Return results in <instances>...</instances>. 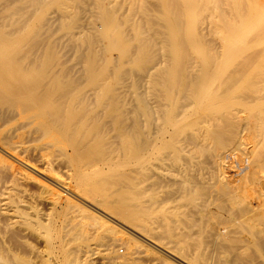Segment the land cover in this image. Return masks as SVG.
Returning <instances> with one entry per match:
<instances>
[{"label":"rangeland","instance_id":"1","mask_svg":"<svg viewBox=\"0 0 264 264\" xmlns=\"http://www.w3.org/2000/svg\"><path fill=\"white\" fill-rule=\"evenodd\" d=\"M20 1L19 4L21 3L23 5L25 0ZM79 1L80 0L76 1L77 4H74L77 8L79 7V9L75 8V11L78 13L74 11V14L71 16L72 11H70V15L67 14L68 17L65 16L66 14H64V16L60 14L56 8H50L49 11L51 13L49 16L50 18L53 17L49 23L50 26L48 23V26H46V23L44 24L42 20L36 18V14L38 15V13H35V8L31 7L32 9H30L26 4L22 7L18 5V8H20L19 12H21L22 9V13L27 11L25 14L28 18L29 16L31 18L33 14L35 15L33 22H31L30 18L29 20L31 22L30 24L37 28L36 35L39 33V38H44V40L40 39L42 44L48 45L49 41L48 47L53 45L57 53L61 52L58 55L60 61H64L61 64L62 66L65 65V69L69 70L73 66L75 70L76 64L80 65V67L79 65L76 66V72L78 69L80 71L82 67L81 64L82 62L84 63L85 56L83 52L85 54L89 51V49L86 50L88 45H81V42L88 43L86 39H83L84 41L81 40L82 37L86 38L85 34L84 36L82 34V30L85 28L83 26L86 25L85 22H90L91 20V22L96 21V19H94L96 18V13H94L95 9L93 10L96 2H92V0ZM96 1H101L106 5V8L109 9L108 16L113 20H108L106 22L109 24H119L122 30L125 31V34L128 32V36L126 37H135L133 38L136 41L133 38L132 41L131 38L129 39L130 42H132V48L128 49L129 52H136L137 47H142L143 42L141 43V41L143 40L145 42V44L143 43L144 47L148 42H152L153 39L151 38H154L152 37V32L156 30L154 32L155 41L152 42L154 46L151 43V48L149 46L150 44H148L149 47H145V52H143L141 48L139 51H141L142 54H139V56L137 52L134 56L128 55L127 52L123 54L125 56L123 59V55L118 53L116 51L117 49H115V51L112 49V52H104L106 56L104 59H107L103 60L106 61V64L108 59H112V55L113 59L117 57L120 59L122 57V59H120L121 61L112 59L113 61L110 63L111 60H108L110 64H107V66L110 68L109 71L112 72L108 74L109 79L111 78L114 83H112L115 86L113 91L117 90L116 93L112 91L109 96H115L119 104L124 100L122 104L124 105L126 102L125 106L128 108L132 105L136 107V105H138L136 97L141 96L143 100L145 97L147 100L146 102L150 103L151 106H149L153 109H155V105L160 102L166 105L169 111L174 110L179 114H182L185 110L187 111L186 105H193V109L188 117L174 121L173 125L169 124V133L167 131L163 141L160 143L158 142L159 145H156L158 148L155 147V151L153 149L148 152L147 155L145 154L142 160L143 162L140 163L134 162V156H131L124 147L119 146V142L115 140V134L113 132L109 133L110 140L106 143L108 145L106 148L110 151L111 147H113V149L116 147L117 153L115 154L114 150L113 154H115L118 163L109 167L108 164H106V177H102V180L96 178V182L93 184V186H95L92 190V195L97 198V200L94 199L98 203H91L86 200L83 201L75 198L76 203L82 207L84 206L83 209L85 210H82V212L80 211V213L76 212V214L73 210L75 216H73L72 208H64L62 210L53 209L49 199L50 194H48V192L46 193L37 182L33 180L26 183L23 181L19 182L22 184L17 187V196L24 201L23 204L27 211L26 219L22 225L25 231L20 230L16 226L8 225L7 220L2 217L0 218V264H118L113 260L102 259L98 251L101 249L100 247H102V241H111L113 239L111 236L115 237L121 235L136 240L142 248H140L137 253L130 256V264H205L206 259H208L210 263L214 262V264H264V134L262 133L264 122L262 121L263 113L259 114L260 116L256 123L255 119L257 113L250 116L252 109H254L253 111H257L260 107H262L260 110L264 108V0H222V2H220L221 4L219 3L221 7L218 6L217 10L222 8L221 11L223 10V14H221L220 11L217 12L215 5H213L214 2L211 0H171V2L169 0V3H163L162 0ZM81 2H83L85 6ZM86 3H88V6ZM26 7L27 9L25 10ZM86 8H90V10L92 8V10L90 11ZM219 13L221 14L220 19L223 16L226 18V14L228 15L227 18L230 21L227 18L225 21H229L228 25H226L224 21L223 23L225 26H223V23H220L222 20H218L220 16ZM165 15H177L181 17L177 23L179 25L181 24L180 27L183 29V35L182 38H180V42L182 43L181 49L183 50H181L177 61L176 57L178 53L172 52L171 49L173 47H170L171 45L173 46L174 42L171 39L173 37L170 36L171 24L169 21L163 19ZM19 16L22 17L20 14ZM23 16L25 15L23 14ZM78 16L81 20L83 19L84 23L81 24V21H79L80 24L78 23ZM57 17L60 19L64 17L65 20L63 19L64 21H62L61 19V21H58L59 19L57 20ZM159 18H162L164 22ZM73 19H76V21ZM75 22L78 23V26ZM97 22H99V20ZM62 23H64L63 28L67 23H74L76 25H73L75 31L82 27L81 39L77 37L79 35L78 32H76L77 36L72 35L75 41L73 38H68L71 34L63 38L62 34L67 33L66 31L69 27H66V31H63V29L60 30L59 27L62 26ZM134 25H138L136 29L139 28V30L142 27L144 28L143 32L141 30V32L144 33L142 36L143 40L140 41V39H142L140 38L142 33L139 34V37L137 36L138 34H135ZM192 25L193 27H191ZM86 27V29H90L88 24ZM89 29L86 31H89ZM59 31L61 32L59 33ZM75 31L72 33H75ZM86 31L85 33H87ZM191 32L193 35H191ZM68 33H71L69 29ZM198 33L199 35H197ZM61 37L63 40L59 41ZM76 38H79L81 42L79 39L76 40ZM146 38H148L147 43L145 41ZM67 39H72V41H67ZM54 40L56 41L55 43ZM64 40L67 41V43ZM129 40L127 38L128 44ZM106 42L107 41L103 40V43ZM76 44H78L77 47ZM135 44L137 47H133ZM139 44L140 46H138ZM96 45L99 47L98 43H96ZM164 45L166 47L165 50H163L165 48L163 47ZM82 47H84V50ZM148 48H150V51H148ZM202 48L206 49L208 52L205 51L203 53ZM168 49H170V51ZM151 51H153V53H151ZM149 52L151 53V61L146 62L150 57ZM109 53H111L110 56ZM205 53L211 56L214 55L213 58L215 59H211H213L212 61H215V63L217 62V64L212 66L211 64L213 63L211 61L209 63L204 62ZM99 54H101V52H99ZM136 54L140 60H138ZM119 55L121 57H119ZM103 56L104 55L100 56L101 61ZM80 59L83 60L78 63ZM131 59L133 60L131 61ZM134 60H137L136 63L138 62V66H135L136 63ZM144 60L146 61L144 62ZM114 61L117 62V65ZM151 63H153V65ZM173 64L177 65V69L179 68L181 70L178 69L180 71L178 72L177 78V80H179V85L177 87L175 86L173 89L175 101L170 102L162 98L165 84L160 82L164 80V74L161 75V72L159 75V70L161 66L162 68L166 65V67H170V65L172 66ZM114 65L118 66V71H120V69L123 70L122 73L125 71L123 73L124 75L126 74V70L122 68L127 69V74L130 69L134 78L133 76L131 78L129 74L130 77L125 75V79L124 75H122L123 77L118 76V81H115L116 78L114 79V76L110 75L114 74L116 77L115 72L117 69L115 68L117 67L115 66L114 68ZM144 66H146V68L147 66L151 67L150 71L153 68L155 69V67L156 69H160L154 72L152 70L151 75H145L148 69L146 70ZM216 66L219 68L217 67L218 69L215 71ZM143 67L144 69L141 71ZM200 72H203V74L210 73L209 78L206 80L205 93L191 97L186 90L190 91L193 83L192 79H194L195 76L197 77ZM154 73H157V80L154 78L155 81L153 80L155 76ZM118 74L119 73H117V75ZM142 76L147 77L143 79ZM109 79L106 78V80ZM130 80H132V87L130 86ZM151 80H153L154 83ZM150 81L153 86H151L152 84L150 85ZM125 82L129 83L126 84ZM139 82L140 84H138ZM127 85L128 87H126ZM140 85L141 87L139 88L138 86ZM116 87H118V89ZM129 90L131 92L130 94ZM140 91L144 92L145 95H141L142 93ZM159 93L161 94L159 95ZM187 93L188 95H186ZM120 95L123 96V98L121 97L120 99ZM133 101L135 104H133ZM237 101H240V106ZM252 101L254 102L253 104ZM245 102L247 103L244 105ZM243 108L245 109L243 110ZM130 109L132 108L130 107ZM235 111L237 113H235ZM238 111L241 114L238 120L240 126L235 122V118L237 117L233 116V113L239 115ZM157 115V112L153 113L151 118L158 119ZM242 115H244V119H242ZM149 117L145 115L139 116L138 142L146 138L152 132L153 128L156 130L158 126H160L157 125L158 120L156 119V123L154 122L155 126L153 127V119L150 120ZM251 118L253 122H251ZM240 120L241 123L239 122ZM235 123L238 127H235L234 132H237L236 135L240 133L239 135L242 137H240V144L242 145L245 143L242 145L243 147L239 145V147L241 146L240 148H242L241 151L238 146H236V148L234 147L235 144L232 136L234 135L235 137V133L231 135ZM251 123L253 125L252 128ZM245 127H249L250 130L247 131L248 129L246 130ZM107 128L111 129L109 123ZM179 130L189 135L191 132L195 133V136H187L182 139V144L186 145L183 150L170 147V143L178 145L179 141H176L177 139L174 135L176 131L178 132ZM245 131L247 133H245ZM212 132H217L220 139L212 137ZM166 142H168L167 146H165ZM3 149L0 147V154L5 156L9 161H13L18 164L17 166L25 168L24 170L28 172L33 173L35 171V174H39L37 169L39 162L37 163L38 160L35 157H32L30 154L26 156V153H17L15 150H10L9 148L8 150ZM251 149L257 152L260 149V154L257 153L259 154L257 155L256 151L253 152ZM227 152L235 153L238 156H246L247 159L249 158V160H247V164H249L246 165L245 171L242 170L243 172H240L238 175L230 174L229 168H227L223 162V158ZM145 158L147 162L144 161ZM191 159L193 161L197 160L198 164L191 162ZM188 163H190L191 166ZM55 168L57 169L55 171L64 175V169H62L61 166L58 165L57 167V165H55L54 169ZM245 173H247L246 176ZM250 173L253 175H249ZM239 176H241L242 179L239 178ZM45 178L49 180V184L51 183L50 185L56 188V190L66 196H70L72 200L74 199L71 196L72 193L65 188L66 191L60 183L57 182L58 184H56L54 180L47 176ZM7 181L8 178L6 173L0 170V198L3 196L1 191L6 186H4V184H7ZM220 181L227 184L230 189L233 187L231 189L234 193L233 201L231 199H226L224 201L228 196L225 197L226 195H221L222 193L216 188V184ZM57 185H59L60 188L57 187ZM254 186H258V189L260 187V191L257 192ZM217 187H219V185ZM22 189L25 190L23 191ZM255 189L256 191H254ZM240 191L243 192V195ZM218 193H220V195ZM121 195L122 197L124 195V197L121 198ZM208 195L211 196L209 197ZM93 196H91L90 199H92ZM202 196L205 197L203 198ZM207 196L209 198L215 197V199L208 202V198L206 199ZM152 198L158 203L152 201ZM127 199L130 201L137 199V202H144V204L151 205L149 210L152 215L162 214L163 216L158 217L159 219L164 218L167 222L173 221L170 223H172V225L175 223V227L178 225V227L184 231L183 235L182 233H178L180 231L177 230L179 229L178 227L172 236L165 235V238L158 233L157 228V230L152 232L153 234L158 233V235L156 234L157 236L155 238L154 234V238L151 239H148V236L145 237L141 232L135 231L126 222L115 215L119 214L120 216L122 214V209L120 210L119 208L124 202L123 200L127 201ZM153 202L155 204H151ZM204 202L206 204L208 203V205L209 203L211 204L208 206ZM203 203L206 207L208 206L206 208L208 213H204L206 212L204 209V211L199 210L200 208L197 209L200 207L199 205H204ZM209 209L211 210L209 211ZM199 211L203 212L200 213ZM202 214H204V216H210L211 218L204 217L203 219ZM94 217H96V220ZM222 220H225V222ZM216 222H219V225L221 223H226L228 227L226 232L223 233L224 237L222 236L221 238L219 235L218 240H214L215 237L212 236L209 231L213 225L217 224ZM158 236L161 238L160 240ZM209 236H212V238ZM60 238L64 240L61 245L59 243ZM162 242L170 243L169 245H172L173 250L165 247ZM86 243L90 244L94 252H96L94 254L95 256L90 260H85L82 251L79 250L80 245L83 247L87 245ZM204 246H207V250ZM113 249L115 251L117 249L120 255L125 254L127 251L126 247L121 244H116Z\"/></svg>","mask_w":264,"mask_h":264},{"label":"bare ground","instance_id":"2","mask_svg":"<svg viewBox=\"0 0 264 264\" xmlns=\"http://www.w3.org/2000/svg\"><path fill=\"white\" fill-rule=\"evenodd\" d=\"M12 1H14V2H12ZM12 1L11 0H0V147H2V149L4 147H6L3 150H6V149L8 150V148H9L10 150H15V152H17V153H22V154L26 153V156H27V154H30L32 157H35L38 160L37 163L39 162V166H37L39 174H35V171L32 173V172H28V171L24 170L25 168H21V167L17 166L18 164L14 163L13 161L12 162L9 161L5 156L0 154V170L5 172L7 175V178H8L7 184L6 183L4 184V186L5 185L6 186L1 191V194L3 196L0 198V218L2 217L5 220H7L8 225L10 224L14 227L16 226L20 230L25 231V228L22 225L26 219L27 211L25 209L26 208L25 205L23 204L24 201L20 197L17 196V191H18L17 187L22 184V183L20 184L19 182L23 181L26 183V182L32 181V180L37 182L42 187V189L44 191H46V193L48 192V194H50L49 199H50L51 205L53 206V209H55V210L61 209L62 210L64 208L65 209L66 208L67 209L72 208V211L74 210L75 214H76V212L80 213V211L82 212V210H84L83 209L84 206L82 207L81 205H78V203H76L75 198L81 199L83 201L86 200V201L91 202V203L92 202L98 203L97 201H95V199L97 200V198H95V196L92 195V192H93L92 190L94 189V186H95V185L93 186V184H95L96 178H99V180H102V177H104V176L106 177V164H108V167H109L111 165L118 163L117 158L115 156V154L117 153L116 147L114 149H113V147H111L110 151L106 148V146H108L106 143L110 140L109 133L113 132L115 134V140L117 142H119V146L124 147L131 154V156H134V160H133L134 162L140 163V162H143L142 160H143V157L145 156V154L147 155V153L152 151L155 147L158 148V146H156V145H159L158 142L160 143L163 141V139L165 137L164 135H166L167 131L169 133V128H170L169 124L173 125L174 121H178L180 119L188 117L190 115L192 109H193V107H192L193 105H186L187 111L185 110L182 114H179L174 110L169 111V109L166 107V105L162 104L160 102V100H159L160 103L155 105V109H153L150 107L151 106L150 103L146 102L147 100L145 99V97H144V100H145L144 101L141 96H137L136 99L138 101L137 100L136 101H137L138 105H136V107H134L132 105V106H129V108H128L125 106L126 102L124 103V105L122 104L124 102V100L122 103L119 104V102L117 101L115 96L114 97L112 95L109 96V94L112 93L113 88H115V86L113 85L114 83L112 82L111 78L109 79L108 74L111 71H109L110 68L107 66V64H110L113 60L121 61L120 59H122V57L124 59V57H125L123 54H126L127 52H128V55H133V56L137 52V54L139 56V54L140 55L142 54V52L139 50H141V48H142L143 52H145V47L148 46V44H150L149 46L152 48V45H153L152 42L155 41L154 40L155 39L154 32L156 31L155 29H154L155 31L153 30L154 32H152L153 33L152 37H154V38H151V39H153V41L147 43L148 38H146L147 40L145 39V41H146L147 45L144 47L143 43L145 44V42L142 38V36L144 34V33H142L144 31V28L142 27L139 30V28L136 29V27H138V25H134L135 26V29H134L135 34H138L137 36L139 37V34L142 33V35L140 37L142 39H140V41L143 40V41H141V43L142 42L143 43H142V47L140 46V44L138 45L140 47H137L136 44H135V46L133 45V47H137L136 52L135 51L129 52L128 49L132 48V45H131L132 42H130V40H129L131 37H126V36H128V32L125 34L124 33L125 31L122 30V27L119 26V24L118 25L117 24H109L108 22H106L108 20H113L111 17L108 16L109 15V9L106 8V5H104L101 1L97 2L96 0H92V2H96L95 8L93 7V10L95 9L94 13H96V18H94V19H96V21L91 22L92 21L91 20L90 22H85L86 25L88 24L90 27V29L88 28L89 31H86V30H88V29H86L87 28L86 25L83 26V27H85V28H83V30L81 29L82 28L81 27L77 31H75L73 25H75L77 22H75V24L74 23H70V24L65 23L66 26H64V28H63L64 23H62V26L60 25L62 28L59 27L60 30L63 29V31H66V27L68 26L69 27L68 29L71 32V33H68V29H67V31H66L67 33H63V34L61 33L63 38L68 36V34L69 35L71 34L70 37L68 36V38H73L74 35L77 36L76 32H78L79 35L77 37H79L81 39V36H82L81 30H82V34H83V36L85 34L86 38L82 37L81 40L86 39L88 41V43L81 42L79 38H76V40L79 39V41L82 43L81 45L86 44V45H88V47L90 46L89 48L87 47V49L85 48L86 50L89 49V51H87L88 53L85 51L86 52L85 54H87V55H85L83 52V55L85 56V59L83 58L84 63L82 62V64H81L83 69L81 67L82 70L80 69V71H79V69H78V71L76 72L75 71V70H77L76 66H78L79 64L78 65L76 64L75 70L73 69V66L72 67L70 66L71 67L70 69L68 67H66L69 70L65 69V65L62 66V64H61L64 61L61 62L60 57L58 55L61 52L57 53V51L53 48V45H51V44H50L51 46L48 47L49 41H48V45L47 44L44 45L40 42V39L44 40V38H42V37L39 38L38 35H40V34L38 33V35H36L37 34L36 33L37 28L33 27L30 24L31 22L34 21L35 15L33 14V16H32L33 18L32 17L30 18V16L28 15L29 18L31 19V22H30L29 18L25 14L27 11H25V13H22L23 12L22 11L23 9H22L21 12H19L20 8H18V5H20L22 7L24 4H26V6L28 5V7L30 9H32L31 7L35 8L34 9V11L36 10L35 13H38V15L36 14V18L38 20H42V22H44V24L46 23L45 24L46 26H48V25L50 26L49 23L53 18V17L50 18V16H49V14L51 13L49 11L50 8L51 9L53 7L56 8L57 11L60 14H62L63 16H64V14H66L65 15L66 17H68L67 14L70 15V11H72V14H71V16H72L74 14V11L76 9H79V7L77 8L76 6H74L75 3L77 4L76 1H78V0H25L23 5L21 3L19 4V2H21L20 0H12ZM80 1H82V0H80ZM211 1L214 2L213 5H215L216 10H217L218 6L221 7V5H219V3L222 2V0L221 1L220 0H211ZM83 2H81V3H83ZM162 2L163 3L164 2L169 3V0H162ZM170 2H171V0H170ZM213 2H210V3H213ZM86 4L88 6V3H86ZM84 6H85V4H84ZM26 9H27V7L25 8V10ZM86 9L90 10V8H86ZM221 9L217 10V12L220 11V13L223 14L222 13L223 10L221 11ZM91 10H92V8H91ZM75 12H77V11H75ZM19 14L22 17H20ZM23 14L25 16H23ZM221 14L218 17V20L219 21L222 20V22L220 21V23L222 24L223 21L224 22L226 21V18L228 15L225 13L226 18L223 16L220 19ZM74 16H76V15H74ZM59 17H57V20L59 19L58 21H61V19H62V21L65 20L64 17L61 19ZM76 19H73V20L76 21ZM90 19H91V17H90ZM163 19L165 21H169V23L171 24L170 30H171L172 35L170 34V36L173 37L171 39L174 42H173V46L170 44L171 45L170 47L171 48L173 47L172 49L171 48L170 49L172 50V52L178 53V56L176 57L177 58L176 61H177L179 56H180L179 54H180L181 50H183V49H181L182 43L180 42L181 41L180 38H182V35H183L182 34L183 29L180 27L181 24L179 25L177 23L178 20L181 19V17L177 16V15L176 16L165 15ZM77 20H78L79 24H80L79 21H81V24L84 23L83 19L81 20V18H79V16H78ZM98 20H99V22H97ZM164 20H163V22H164ZM197 20H198V18H197ZM229 21L225 22V24L228 25ZM47 23H48V25H47ZM78 23H77V26H78ZM225 24L223 26H225ZM139 27H140V25H139ZM191 27H193V25ZM132 29H133V26H132ZM141 30H142V32H141ZM73 31H75V33H72ZM85 31L87 33H85ZM60 32L61 31H59V33ZM145 33H147V32H145ZM191 35H193L192 32H191ZM197 35H199V33ZM41 36H42V34H41ZM133 37L134 36H132V38ZM144 37H146V36H144ZM63 38L62 37L59 38V41L63 40ZM127 38L129 40V44H128ZM132 38H131V41L135 37L133 39ZM156 38H158V37H156ZM74 39L75 38H73V40ZM55 40H54V43L56 42ZM70 40L72 41V39H70ZM70 40L67 39V41H70ZM103 40H105L107 42L103 43ZM67 41H65V42L67 43ZM99 41L101 42V44ZM65 42H64V44H65ZM96 43H98L99 47L96 45ZM151 43H152V45H151ZM77 45L78 44H76V47H77ZM96 46H97V48H96ZM79 47H80V45H79ZM163 47H165V45ZM69 48H71V47H69ZM82 48L84 50V47H82ZM56 49H57V47H56ZM112 49H114V51H115V49H117L116 51L118 53H121L123 56L121 57L119 55V57H121L120 59H118V57L116 59H113V55H112L111 58L113 60L110 59L111 60L110 61L108 59L110 61V63H108V60H107V64H106V61H104V60L107 58L104 59V57H106L104 52H106V53L108 51L112 52L111 51ZM148 49H149L148 51H150V48H148ZM161 49H162V47H161ZM165 49H166V47L163 50H165ZM170 49H168V50L170 51ZM202 51H203V53L205 51L208 52L204 48H202ZM99 52H101V54H99ZM73 53H74V51H73ZM130 53H134V54H130ZM151 53H153V51H151ZM151 53L149 54L150 57L148 58V60L146 59L147 61L144 60V62L145 61L146 62L151 61ZM110 54L111 53H109V56H110ZM137 54H136V56H137ZM101 55H104L102 58L103 62L100 60ZM212 55H213V53H212ZM62 56H63V54H62ZM138 56H137V58H138ZM213 56L205 53L204 54L205 61H204V58H203V61L206 63H209L211 61L213 63L211 65L214 66L217 64V62L215 63V61H212L213 59H215V58H213ZM108 58H110V57H108ZM211 58H213V59H211ZM83 59H80V61L78 63H80ZM127 59H129V58L127 57ZM132 60L133 59H131V61ZM138 60H140V59L138 58ZM129 61H130V59H129ZM136 61H135V63H136ZM137 63H136V65L135 64L134 65L138 66ZM115 64L117 65V62H115ZM151 64L153 65V63H151ZM249 64H250V62H249ZM116 65H114V68ZM123 65H124V63H123ZM218 65H219V63H218ZM118 66H119V64H118ZM118 66H116L117 68H115V69H117L116 72L119 70ZM166 66L165 67L163 66V68L161 66L160 67L161 69L157 68L158 70L160 69L159 75L161 72H162L161 75L164 74V80H163L164 82L162 81V79H161L162 82H160V83L165 84V86L163 85L164 86V95L162 93L163 91L161 92L163 95L162 98L167 99L170 102H174L175 99L173 96V89L175 86L177 87L179 85V82H178L179 80H177V78H178V74H179L178 72H180L179 70H181V69L178 68L179 69L178 70L177 65H174V64L172 66L170 65V67L169 66L166 67ZM79 67H80V65H79ZM144 67L146 68V66H144ZM144 67L141 68V71H142V69H144ZM217 67L218 66L215 67V71H216V69L219 68V67L218 68ZM247 67H249V66H247ZM150 68L151 67L147 66L146 70L147 69L148 70L146 71L145 75H151L152 70H153V72L157 70L155 67V69L153 68L150 71ZM112 69H113V67H112ZM122 69L126 70V74H125L126 76L127 75L129 76V74H130L131 78H132L133 75L131 74L130 69L128 70V72H129L128 74H127V69H125V68H122ZM122 71L123 70L120 69V71L117 72V73H119L118 75L115 72L116 77L114 74H110V75H113L114 79L116 78L115 81L116 80L118 81L117 77L118 76L123 77L122 75H124L123 73L125 71L123 73H122ZM120 73H121V75H120ZM148 73H150V74H148ZM154 74H153V76H154ZM156 74L153 77V80H154V78L156 79V77H157ZM209 74H206V73L203 74V72H200V74L197 77L196 76L194 77L195 80L192 79L193 83L191 82L192 85H191L190 91L186 90V92H189V95L191 97L204 94L205 93V87H206V80L209 78ZM106 75H107V77H106ZM125 75H124V78H125ZM146 77H143V79L144 78L146 79ZM106 78L111 80V81L106 80ZM133 78H134V76H133ZM150 78H151V76H150ZM127 79H130V78H127ZM136 79H137V77H136ZM153 80H151V81L153 82ZM131 81L132 80H130V82ZM151 81L149 82L150 85L152 84ZM122 82L124 83L123 80H122ZM125 83L128 84L129 82L128 83L125 82ZM131 84H132V82L130 83V86L132 87L133 85H131ZM138 84H140V82ZM151 86H153V84ZM126 87H128V85ZM138 87L140 88L141 85ZM116 88L118 89V87H116ZM114 91L116 93L117 90H114ZM175 91H176V89H175ZM140 92L142 93L141 95H143V96L145 95L144 92H142V91H140ZM184 92H185V90H184ZM117 93H119V92H117ZM130 93L131 92L129 90V94ZM161 93H159V95ZM174 94H175V92H174ZM186 95H188V93ZM121 97L123 98V96L120 95V99H121ZM131 98H133V97H131ZM242 99H244V98H242ZM247 102H249V101H247ZM247 102H245L244 105ZM237 103H238V105L241 104L240 101H237ZM253 103L254 102L252 101V104ZM133 104H135L134 101H133ZM130 107L132 109H130ZM133 108H134V110H133ZM261 108L262 107H260L257 111H253L254 109H252V111H251L250 116L257 113L255 123L260 116L259 114H262V113H263L262 114V121L264 122V110H263L264 108L262 110H260ZM244 109L245 108H243V110ZM255 109H257V108H255ZM156 112L158 114L157 115L158 119L156 118L158 120L157 125H160V126H158V128L156 130H154L155 128H153L152 132L146 138L142 139L141 142H138L139 140H137V139H138L139 116L140 115H145L147 117L150 116L149 117L150 120L153 119V127H154L155 126L154 122L156 123V119L151 118V117L153 116V113H156ZM235 113H237V112L235 111ZM235 113H233V116L234 117L236 116L237 118H235L236 120L235 119L234 120H235V122L238 123V120L240 118L239 116L241 114L239 113V111H238L239 115L237 114L238 116ZM234 117H232V118H234ZM242 117L241 118L244 119V115H242ZM250 120H251V122H253L252 118ZM239 122L241 123V120ZM108 123L111 126V129L107 128ZM139 123H140V121H139ZM150 123H151V121H150ZM239 126H240V124H239ZM235 127L236 128L238 127V125L236 123H235L234 129H232L231 135H233V133H235V135H236L237 132H234ZM252 127H253V125L251 123V128ZM245 129L246 130L248 129L247 131L250 130L249 127H247V128L245 127ZM245 133H247V132L245 131ZM262 133L264 134V127L262 128ZM239 134H237L235 137H234V135L232 136L233 137L232 139H233L234 144H235V146H234L235 148H236V146L239 147V145H241L240 144L241 135H239ZM238 135H239V137H238ZM250 135H251V133H250ZM174 136L177 139L176 141H179V143H178V145H173V143L172 144L170 143V147H172V148L174 147L177 150H183L186 147V145L182 144V139L184 137L186 138L187 136L188 137L189 136L190 137L195 136V133L191 132L189 135V134L183 133L182 131L179 130L178 132L176 131ZM212 137H216L217 139H220V136L217 132H212ZM246 138H247V136H246ZM247 140H249V139H247ZM167 143L168 142L165 143V146H167ZM244 144H242V145H244ZM240 147H239V149L241 151L242 148H240ZM244 148H245V146H244ZM112 149H113V151H112ZM114 150H115V154H113ZM259 150L257 152L256 150L253 151V149H251V151H253V152L256 151V154L257 153L260 154ZM154 151H155V149H154ZM245 152H246V150H245ZM259 154H257V155H259ZM148 156H149V154H148ZM152 156H154V155H152ZM247 160H249V158ZM144 161H146V158ZM188 162H190V161H188ZM191 162H194L196 164L197 160L193 161L191 159ZM188 164L191 166L190 163H188ZM55 165H57V167L59 165L62 167V169H64L63 170L64 175H62V173L60 174V172L55 171V170H57L56 168L54 169ZM242 172L243 171H241V173ZM36 173H37V171H36ZM246 174L247 173H245V176H246ZM249 175H253V174L250 173ZM44 176L45 177L47 176L48 178L54 180V182H56V184L60 183V185H62L64 187V189L66 188L67 190H69L72 193L71 196L74 199L72 200V198L70 196H66L65 194L56 190V188H54L53 186L50 185L51 183L49 184V180L47 178H45ZM245 176H243V177H245ZM239 178L242 179L241 176H239ZM220 182H221V184H220ZM220 182L218 184H216V188H218L217 190L220 193H222L221 195H226L225 197L228 196L227 198L222 196L223 198H225L224 201L226 199L227 200L231 199L233 201L234 200L233 199L234 193L231 190L233 187L230 189L227 184L223 183L222 181H220ZM102 184H104V183H102ZM218 185H219V187H217ZM57 187L60 188L59 185H57ZM257 187H255V188L257 189V192H258V191H260V187H259V189ZM253 188H251V189H253ZM244 189H246V188H244ZM256 189L254 191H256ZM239 190H241V189H239ZM240 192H242V191H240ZM220 193H218V194L220 195ZM242 195H243V192H242ZM251 195H252V193H251ZM91 196H93L92 199H94V198L95 199L94 200L90 199ZM208 196L206 197V199L208 198V200H209L208 202H211L213 199H215V197L209 198L211 195L209 197ZM123 197H124V195H123ZM123 197L121 195V198H123ZM135 200H136V202H135ZM135 200L134 199L131 200L132 203L128 199H127V201L123 200L124 202L122 203V205L119 208L120 210L122 209L121 210L122 214L120 213L121 214L120 216H119V214H115V215L118 216V218H120L124 222H126L135 231L141 232L145 237L148 236L149 237L148 239L154 238V234H155V238H156L158 233L160 235L164 236V238L166 237L165 235L172 236L174 234L178 225H176L177 227H175L174 226L175 223L173 225H172V223H170L173 221L167 222L164 218H160L161 219L160 220L158 217L163 216V215L162 214L152 215L150 213V210H149L151 205L144 204V202L143 203L137 202L138 201L137 199H135ZM98 201H100V200H98ZM152 201H154L153 198H152ZM79 202H81V201H79ZM154 202L158 203L157 201H154ZM154 202L151 204H155ZM198 202H199V199H198ZM206 202H207V200H206ZM218 202H219V200H218ZM138 203H140V204H138ZM205 204L199 205L200 207L197 206L198 207L197 209H199V208H200L199 210L204 209L206 211L204 213H208V210H206V208L211 203H209V205L207 203L206 204V205H208L207 207ZM194 206H193V208H194ZM210 210L211 209H209V211ZM74 211H73V216H75ZM203 211H199V212L201 213ZM202 217L204 219V217L209 218L210 216H207V215L204 216V214H202ZM219 217H220V215H219ZM94 219L96 220V217H94ZM206 219H205V221H206ZM215 219H220V218H215ZM97 220H98V218H97ZM223 222H225V220ZM218 223L217 224L214 223L215 225H213V226L211 225L212 227L210 226L211 228L209 230L211 232V235L215 237L214 240L215 239L218 240L219 235L222 238L223 233L226 232V229L228 228L226 223L222 224L220 222L222 225L221 224L219 225ZM156 228L158 229V233L153 234L154 230H157ZM177 230H180L178 233H182V235H183V233H184L183 230H181L180 228ZM83 232H84V230H83ZM207 232H208V230H207ZM212 236H209V237L212 238ZM112 237H113V239L111 241H108V240L105 241L103 239L104 241L101 242L102 247H100L101 249H99V251H98V252H100L101 258L106 259V260H113L118 264H130V262H129L130 256L137 253L140 250L141 245L136 240H133V239L127 238V237H123L122 235L121 236H115V237L111 236V238ZM158 237H157V239H158ZM160 239L161 238L159 237V240ZM226 239H224V240H226ZM101 240H102V238H101ZM62 241H64L63 238L62 239L60 238V240H59L60 245H61ZM162 243L168 249L173 250L172 245H169L170 243H168V242H162ZM116 244H121V245L126 247L127 251L125 252V254L120 255V254H118L117 249H116V251L114 250L115 248L113 249V247ZM83 245H85V244H83ZM96 246H98V245H96ZM80 247H79V250L82 251L83 254L82 253L81 254L84 256L85 260H90L95 256L94 254L96 252H94L93 247L90 246V244H87L86 246H83V247H82V245H80ZM206 250H207V248H206ZM80 251H79V253H80ZM206 260H205V264H212V263L214 264V262L210 263L208 261V259H206Z\"/></svg>","mask_w":264,"mask_h":264},{"label":"built area","instance_id":"3","mask_svg":"<svg viewBox=\"0 0 264 264\" xmlns=\"http://www.w3.org/2000/svg\"><path fill=\"white\" fill-rule=\"evenodd\" d=\"M223 162L229 168L231 175H238L247 165L246 156H238L235 153L227 152Z\"/></svg>","mask_w":264,"mask_h":264}]
</instances>
